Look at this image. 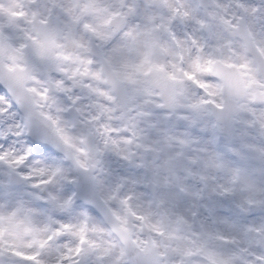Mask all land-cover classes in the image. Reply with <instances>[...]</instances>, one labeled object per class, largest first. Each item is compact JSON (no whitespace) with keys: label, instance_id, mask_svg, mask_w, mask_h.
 <instances>
[{"label":"snow or ice","instance_id":"1","mask_svg":"<svg viewBox=\"0 0 264 264\" xmlns=\"http://www.w3.org/2000/svg\"><path fill=\"white\" fill-rule=\"evenodd\" d=\"M0 264H264V0H0Z\"/></svg>","mask_w":264,"mask_h":264}]
</instances>
